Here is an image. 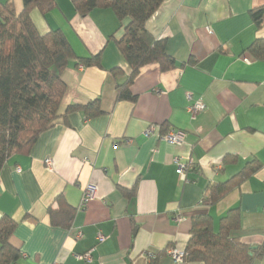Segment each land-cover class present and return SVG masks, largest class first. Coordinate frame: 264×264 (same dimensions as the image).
Listing matches in <instances>:
<instances>
[{
  "label": "crops",
  "instance_id": "obj_1",
  "mask_svg": "<svg viewBox=\"0 0 264 264\" xmlns=\"http://www.w3.org/2000/svg\"><path fill=\"white\" fill-rule=\"evenodd\" d=\"M10 2L16 13L22 9V0ZM55 3L45 14L31 10L37 30H62L78 57L101 52L100 66L68 62L59 117L0 170V217L16 222L9 242L20 256L13 264H86L76 255L88 250L87 264H203L174 261L167 250H184L194 216L210 215L216 230L232 207L240 210V241L264 245V60L246 51L264 38V21L257 27L249 15L264 0H163L145 28L165 40L175 65L142 66L130 85L133 102L116 99L129 66L114 40L128 19L110 8L80 16L70 0ZM95 100L97 115L65 113ZM196 101L204 109L192 117ZM149 125L155 129L145 136ZM170 128L185 132L182 143L163 139ZM176 157L187 164L184 180ZM251 161L258 167L249 178L215 204L204 200L207 187ZM87 184L95 197L82 209ZM58 197L74 209L69 228L50 224L47 210ZM252 264H264V253Z\"/></svg>",
  "mask_w": 264,
  "mask_h": 264
},
{
  "label": "trees",
  "instance_id": "obj_2",
  "mask_svg": "<svg viewBox=\"0 0 264 264\" xmlns=\"http://www.w3.org/2000/svg\"><path fill=\"white\" fill-rule=\"evenodd\" d=\"M75 12L86 16L95 8H110L118 20L128 22L115 45L129 66L123 84L116 87V99L135 101L130 85L140 68L156 63L165 71L175 65L166 52L165 40L155 38L146 28V20L163 0H70ZM56 6L55 0H22L16 13L10 0L0 3V170L8 157L27 151L38 135L59 117V105L65 91L62 70L71 59L86 66H100L101 52L78 57L60 29L40 33L30 18L32 9L45 14ZM250 18L259 27L264 21V5L249 10ZM256 60H264V38L255 39L246 49ZM114 72L117 69H113ZM84 111L89 117L101 113L98 101L85 105L70 104L65 113ZM248 162L237 174L214 186L207 187L205 201L215 204L227 193L249 178L257 169ZM130 197L133 189L123 190ZM58 206H49L47 213L52 226L69 228L74 209L58 197ZM16 222L7 215L0 217V264H13L20 256L9 239ZM240 210L229 208L219 219L215 230L208 214L191 219L189 238L182 261L203 264H252L263 255L264 245L251 246L239 239ZM135 230L133 229V234ZM151 259V264L154 263Z\"/></svg>",
  "mask_w": 264,
  "mask_h": 264
},
{
  "label": "built area",
  "instance_id": "obj_3",
  "mask_svg": "<svg viewBox=\"0 0 264 264\" xmlns=\"http://www.w3.org/2000/svg\"><path fill=\"white\" fill-rule=\"evenodd\" d=\"M210 33V32H209ZM244 61H248L247 58H244ZM204 109V104L201 101H196L194 102L190 107H189V111L192 115V117H195L199 112H201ZM155 129L154 125H149L146 130L144 131V135L148 136L150 134L153 133ZM184 136H185V132L182 130H178L175 128H170L168 129L163 135V139L169 143L172 144H180L183 142L184 140ZM126 142H130L129 140H125ZM46 165L48 167H51V161L50 160H46ZM174 162L177 164V169L176 172L179 175V177L181 179H185V175H184V171L186 168V162H182L181 158H174ZM95 197V187L91 184H87L83 187V192H82V196L80 199V204L79 207L80 208H85L87 206V204L94 199ZM175 221H179L180 220V216H175L174 217ZM97 240L98 242H102L105 240V236H103L102 234H98L97 235ZM167 254L174 260V261H181L182 260V256H183V252L176 250L174 248H168L167 250ZM76 258L79 260L84 261V263H89L92 260L91 257V250H88L82 254H77ZM57 264V263H55Z\"/></svg>",
  "mask_w": 264,
  "mask_h": 264
}]
</instances>
